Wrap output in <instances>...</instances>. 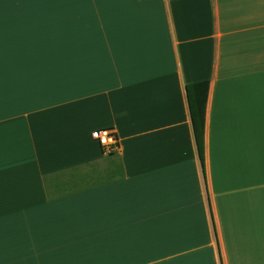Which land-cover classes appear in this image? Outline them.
<instances>
[{
  "label": "crops",
  "instance_id": "crops-1",
  "mask_svg": "<svg viewBox=\"0 0 264 264\" xmlns=\"http://www.w3.org/2000/svg\"><path fill=\"white\" fill-rule=\"evenodd\" d=\"M4 3L0 264H264V0Z\"/></svg>",
  "mask_w": 264,
  "mask_h": 264
},
{
  "label": "trees",
  "instance_id": "trees-1",
  "mask_svg": "<svg viewBox=\"0 0 264 264\" xmlns=\"http://www.w3.org/2000/svg\"><path fill=\"white\" fill-rule=\"evenodd\" d=\"M209 90V81L200 80L187 84L191 117L199 147L200 156L203 158V143L205 129V112Z\"/></svg>",
  "mask_w": 264,
  "mask_h": 264
},
{
  "label": "built area",
  "instance_id": "built-area-1",
  "mask_svg": "<svg viewBox=\"0 0 264 264\" xmlns=\"http://www.w3.org/2000/svg\"><path fill=\"white\" fill-rule=\"evenodd\" d=\"M92 136L100 142L106 151H112L119 147L118 137L111 128L95 129L92 132Z\"/></svg>",
  "mask_w": 264,
  "mask_h": 264
},
{
  "label": "clouds",
  "instance_id": "clouds-1",
  "mask_svg": "<svg viewBox=\"0 0 264 264\" xmlns=\"http://www.w3.org/2000/svg\"><path fill=\"white\" fill-rule=\"evenodd\" d=\"M0 7L9 8V7H12V5L4 3V0H3V2L0 3Z\"/></svg>",
  "mask_w": 264,
  "mask_h": 264
}]
</instances>
